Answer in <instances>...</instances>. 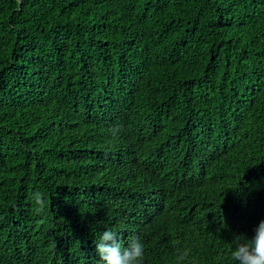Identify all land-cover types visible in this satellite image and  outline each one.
Segmentation results:
<instances>
[{
    "label": "trees",
    "instance_id": "16d2710c",
    "mask_svg": "<svg viewBox=\"0 0 264 264\" xmlns=\"http://www.w3.org/2000/svg\"><path fill=\"white\" fill-rule=\"evenodd\" d=\"M261 220L264 0H0V264H101L105 228L236 264Z\"/></svg>",
    "mask_w": 264,
    "mask_h": 264
},
{
    "label": "clouds",
    "instance_id": "9594fccd",
    "mask_svg": "<svg viewBox=\"0 0 264 264\" xmlns=\"http://www.w3.org/2000/svg\"><path fill=\"white\" fill-rule=\"evenodd\" d=\"M29 199L39 208L45 206L42 192H30ZM95 244L101 264H143L145 248L136 234L129 235L127 243L122 244L117 232L105 228ZM233 245L231 259L236 264H264V220L255 227L254 235L250 239L245 235H237ZM178 251L180 261L188 258L187 250Z\"/></svg>",
    "mask_w": 264,
    "mask_h": 264
}]
</instances>
